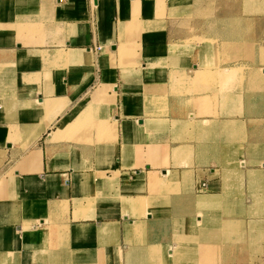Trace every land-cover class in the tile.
<instances>
[{
  "label": "crops",
  "instance_id": "crops-1",
  "mask_svg": "<svg viewBox=\"0 0 264 264\" xmlns=\"http://www.w3.org/2000/svg\"><path fill=\"white\" fill-rule=\"evenodd\" d=\"M2 22L0 264L221 260L237 220L264 233V0H0Z\"/></svg>",
  "mask_w": 264,
  "mask_h": 264
},
{
  "label": "rangeland",
  "instance_id": "rangeland-1",
  "mask_svg": "<svg viewBox=\"0 0 264 264\" xmlns=\"http://www.w3.org/2000/svg\"><path fill=\"white\" fill-rule=\"evenodd\" d=\"M169 1L171 4H173L175 0H169ZM158 4L160 3H157V7L159 6ZM0 24H3V22ZM207 30L212 31V28ZM202 40L203 39H198L197 37L194 36V38L191 37V39L188 42L200 43L202 42ZM203 41L207 43V41L209 40L204 38ZM208 44H211L210 41L208 42ZM219 73L220 71H218L217 74ZM237 221H238L237 226H235L233 229H229L227 233L223 234V236L221 237V245H220L221 260L218 259L217 257L214 258L213 254H211L210 259L195 261L193 258L190 257V261H184V262H187V264H234L237 261L235 257L240 256L241 254L244 255L245 252H247V250H249L250 252H254L256 254L261 253L264 249V233H262L263 229L259 228L258 230H256L254 234V238L252 240L251 235L247 234V229L245 228L243 221L240 220ZM247 241L249 242V247L247 245ZM182 262L183 261L181 259H177V264H182Z\"/></svg>",
  "mask_w": 264,
  "mask_h": 264
},
{
  "label": "bare ground",
  "instance_id": "bare-ground-1",
  "mask_svg": "<svg viewBox=\"0 0 264 264\" xmlns=\"http://www.w3.org/2000/svg\"><path fill=\"white\" fill-rule=\"evenodd\" d=\"M205 19V18H204ZM209 41H207V43H208ZM234 69V68H233ZM233 73H235V71H233V70H231V69H225V70H222V72H220L219 73V75H221V76H228V75H233ZM230 84V83H229ZM229 90V89H228ZM238 94V93H237ZM201 206V205H200Z\"/></svg>",
  "mask_w": 264,
  "mask_h": 264
},
{
  "label": "built area",
  "instance_id": "built-area-1",
  "mask_svg": "<svg viewBox=\"0 0 264 264\" xmlns=\"http://www.w3.org/2000/svg\"><path fill=\"white\" fill-rule=\"evenodd\" d=\"M204 188H205V184H202L201 187L199 188V191L204 190Z\"/></svg>",
  "mask_w": 264,
  "mask_h": 264
}]
</instances>
